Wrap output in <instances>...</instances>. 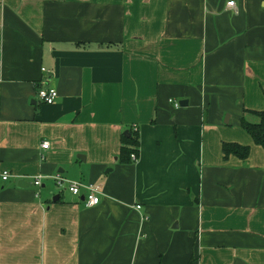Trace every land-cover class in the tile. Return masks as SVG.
I'll return each instance as SVG.
<instances>
[{
    "label": "crops",
    "instance_id": "1",
    "mask_svg": "<svg viewBox=\"0 0 264 264\" xmlns=\"http://www.w3.org/2000/svg\"><path fill=\"white\" fill-rule=\"evenodd\" d=\"M228 1L0 0V264H264V0Z\"/></svg>",
    "mask_w": 264,
    "mask_h": 264
},
{
    "label": "trees",
    "instance_id": "2",
    "mask_svg": "<svg viewBox=\"0 0 264 264\" xmlns=\"http://www.w3.org/2000/svg\"><path fill=\"white\" fill-rule=\"evenodd\" d=\"M252 111L258 116V120L249 121L243 116L242 125L251 135L253 141L262 145L264 148V109H252ZM125 140V143L120 149V160L123 162H132L131 153L133 151L138 153L139 150L140 139L138 132H130L129 136H125ZM223 150L226 156L235 153L238 156L245 158L249 152V145L237 141H224Z\"/></svg>",
    "mask_w": 264,
    "mask_h": 264
},
{
    "label": "built area",
    "instance_id": "3",
    "mask_svg": "<svg viewBox=\"0 0 264 264\" xmlns=\"http://www.w3.org/2000/svg\"><path fill=\"white\" fill-rule=\"evenodd\" d=\"M227 5L229 7L235 8L236 7L235 0H229L227 2ZM0 59H1V53H0ZM39 96L43 101L51 103V102H54L56 100V98L58 96V90L53 85L40 87L39 88ZM175 105L178 106L179 103L177 101H175ZM42 145H43V147H48L49 141L44 140ZM131 158L133 160H136L138 158L137 152L133 151L131 153ZM8 175H9L8 171H5L2 174V177L7 178ZM42 177H43V174H38L37 176H35V180H34L35 184L41 185L42 184ZM52 177L55 179V181L58 185H62V183L65 179L61 175V173H56ZM67 185H68L69 189H71L75 193H79L81 191L82 187L84 186L86 188L84 198H85V202L87 205H93V204H97L98 202H100L101 187L98 183H96V182L83 183L79 180H70ZM136 206L141 207V204L138 203Z\"/></svg>",
    "mask_w": 264,
    "mask_h": 264
},
{
    "label": "water",
    "instance_id": "4",
    "mask_svg": "<svg viewBox=\"0 0 264 264\" xmlns=\"http://www.w3.org/2000/svg\"><path fill=\"white\" fill-rule=\"evenodd\" d=\"M20 183H22V180H21V182H20ZM20 183H19V184H20ZM56 198H58V196H56V197H55V199H56Z\"/></svg>",
    "mask_w": 264,
    "mask_h": 264
},
{
    "label": "rangeland",
    "instance_id": "5",
    "mask_svg": "<svg viewBox=\"0 0 264 264\" xmlns=\"http://www.w3.org/2000/svg\"><path fill=\"white\" fill-rule=\"evenodd\" d=\"M61 186H62V185H61ZM63 186H64V185H63ZM57 189L59 190L60 188L57 187ZM54 190H56V189L54 188Z\"/></svg>",
    "mask_w": 264,
    "mask_h": 264
}]
</instances>
